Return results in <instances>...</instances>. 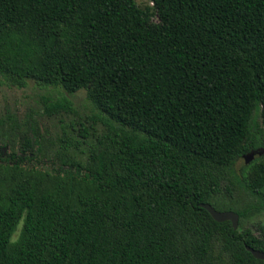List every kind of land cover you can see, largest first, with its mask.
<instances>
[{"label": "trees", "instance_id": "trees-1", "mask_svg": "<svg viewBox=\"0 0 264 264\" xmlns=\"http://www.w3.org/2000/svg\"><path fill=\"white\" fill-rule=\"evenodd\" d=\"M149 1L0 0V76L86 89L104 124L81 160L0 122V264H264V224L200 206L247 213L218 198L264 147V0ZM247 179L264 194V158Z\"/></svg>", "mask_w": 264, "mask_h": 264}, {"label": "rangeland", "instance_id": "rangeland-1", "mask_svg": "<svg viewBox=\"0 0 264 264\" xmlns=\"http://www.w3.org/2000/svg\"><path fill=\"white\" fill-rule=\"evenodd\" d=\"M137 1L142 7L153 4L149 0ZM64 99L70 101V110L50 112L47 109L49 105L63 102ZM9 115L16 118L21 131L28 130L30 134L35 131L37 148L43 157L50 159L68 151L83 160L95 143L97 135L104 131V124L98 120V111L89 100L86 89L69 93L61 87L41 85L34 80H29L25 87H18L0 76V122H9ZM255 116L256 123L252 125V133L255 138L259 137L264 142L258 112ZM84 133L88 134L86 138L83 137ZM15 135L10 133L5 138L0 137V143H10L11 139L13 145L12 139ZM11 148L10 146L9 149ZM259 150L261 153H256L249 162L244 157L236 160L227 173L228 179L223 182L222 194L218 198L224 206L233 205L247 210L246 215L240 218V230L246 227L255 230L256 225L264 224V194L253 191L249 185L250 180L247 179L250 165L264 158V147ZM20 228L21 224L18 229Z\"/></svg>", "mask_w": 264, "mask_h": 264}, {"label": "water", "instance_id": "water-1", "mask_svg": "<svg viewBox=\"0 0 264 264\" xmlns=\"http://www.w3.org/2000/svg\"><path fill=\"white\" fill-rule=\"evenodd\" d=\"M256 153H261V151L259 149H254L251 150L248 153L244 154V158L246 162L251 161V159L254 157V155ZM200 206L204 207L205 209H207L209 211V213L212 215V217L219 221V222H224V221H231L233 228L237 229L239 227V220H240V215L238 212L234 211V210H218L217 208H215L211 203H206V202H202L200 203ZM246 248L252 252V254L259 259H263L264 260V251L259 250V249H255L251 246H246Z\"/></svg>", "mask_w": 264, "mask_h": 264}]
</instances>
